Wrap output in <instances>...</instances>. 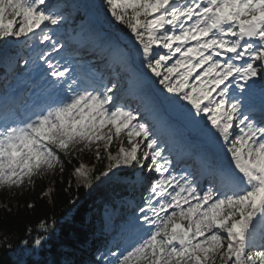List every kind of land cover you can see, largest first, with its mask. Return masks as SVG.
Segmentation results:
<instances>
[{"label": "snow or ice", "instance_id": "1", "mask_svg": "<svg viewBox=\"0 0 264 264\" xmlns=\"http://www.w3.org/2000/svg\"><path fill=\"white\" fill-rule=\"evenodd\" d=\"M70 7L0 0L6 69L18 66L12 42L50 45L23 61L36 99L0 94V188L62 177L76 145H95L100 177L147 195L94 264H264V0H103L107 76L72 49L53 62L69 48L58 37ZM186 131L193 164L178 169L172 144ZM71 175L77 188L100 178L82 162Z\"/></svg>", "mask_w": 264, "mask_h": 264}, {"label": "trees", "instance_id": "2", "mask_svg": "<svg viewBox=\"0 0 264 264\" xmlns=\"http://www.w3.org/2000/svg\"><path fill=\"white\" fill-rule=\"evenodd\" d=\"M71 167H66L62 177L59 172L55 176H38L34 187L26 183L14 194L7 188L0 190V264H17L16 248L39 238L38 255L27 261L29 264H47L48 258L57 248L61 250L62 244L71 246L74 240L88 232L93 222L87 213L94 211V206L93 203L89 206L85 187L77 188ZM70 180L73 183L69 188ZM47 184L55 188L51 198L43 197ZM2 202L10 211L1 205ZM28 204L34 207L30 209ZM41 223L46 224L42 231L39 230Z\"/></svg>", "mask_w": 264, "mask_h": 264}, {"label": "rangeland", "instance_id": "3", "mask_svg": "<svg viewBox=\"0 0 264 264\" xmlns=\"http://www.w3.org/2000/svg\"><path fill=\"white\" fill-rule=\"evenodd\" d=\"M81 149H84V145H76V147L73 149L72 153H79L80 152V155L84 158V159H87L89 157V153L91 150H95V145L92 147L91 150H88V149H84L83 151H81ZM88 153V155L86 154ZM22 248H24V251L25 253H28L30 252L31 250V247H28V246H23Z\"/></svg>", "mask_w": 264, "mask_h": 264}, {"label": "bare ground", "instance_id": "4", "mask_svg": "<svg viewBox=\"0 0 264 264\" xmlns=\"http://www.w3.org/2000/svg\"><path fill=\"white\" fill-rule=\"evenodd\" d=\"M112 150V149H111ZM93 150L90 151V153L92 152Z\"/></svg>", "mask_w": 264, "mask_h": 264}]
</instances>
